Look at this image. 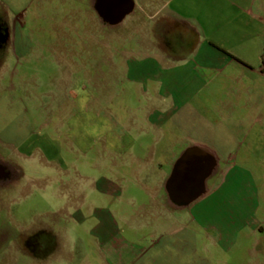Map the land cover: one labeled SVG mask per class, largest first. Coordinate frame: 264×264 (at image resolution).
Here are the masks:
<instances>
[{
  "label": "crops",
  "instance_id": "0c3cea01",
  "mask_svg": "<svg viewBox=\"0 0 264 264\" xmlns=\"http://www.w3.org/2000/svg\"><path fill=\"white\" fill-rule=\"evenodd\" d=\"M35 1L67 10L66 32L104 34L102 48L114 40L118 66L147 95L130 126L141 131L111 139L115 163L97 184L116 203L145 193L146 224L165 226L163 248L152 256L162 264H215L219 254L244 252L248 264H264V0ZM26 16V0H0V72L31 48ZM25 111H17L15 131L0 133V145L20 156L46 143L32 140ZM124 144L146 148L126 154ZM205 155L217 178L203 189L196 182ZM106 213L104 233L114 222ZM202 237L212 250L197 245ZM252 238L255 247L245 248Z\"/></svg>",
  "mask_w": 264,
  "mask_h": 264
},
{
  "label": "rangeland",
  "instance_id": "374dc122",
  "mask_svg": "<svg viewBox=\"0 0 264 264\" xmlns=\"http://www.w3.org/2000/svg\"><path fill=\"white\" fill-rule=\"evenodd\" d=\"M36 3L26 0L30 50L0 72V133L6 126V132L15 131L16 113L26 109L24 116L34 123L32 140L47 144L39 143L25 156L0 145V264H162L152 253L163 248L165 226L146 224L145 193L136 190L131 198L123 194L116 203L97 184L115 163L111 139L141 131L130 126L143 115L147 95L118 66L121 51L114 40L102 48L104 34L66 32L61 23L67 10L53 11L46 1L38 8ZM128 43L126 49L133 45ZM124 146L126 154L146 148ZM56 152L60 160H51ZM204 159L205 172L200 177L198 172L196 182L203 189L217 178L214 173L209 177L214 161L207 155ZM108 211L116 222L106 234ZM31 237L38 240L32 246H42L31 248ZM196 243L201 249L213 248L204 237ZM244 244L253 249L255 238ZM250 259L242 252L233 258L219 254L213 261L248 264Z\"/></svg>",
  "mask_w": 264,
  "mask_h": 264
},
{
  "label": "flooded vegetation",
  "instance_id": "af4514ba",
  "mask_svg": "<svg viewBox=\"0 0 264 264\" xmlns=\"http://www.w3.org/2000/svg\"><path fill=\"white\" fill-rule=\"evenodd\" d=\"M29 239H30V240H29ZM33 240H34V238H33V237H31V238H28V241H29V243H30L29 245L31 246V248H32V247H35V246H36V247H38V246H40V245L42 246V244H40V243H37V242H38V240H37V239H35V240H34V241H36V240H37V242H35V243H34V246H32V242H33ZM30 250L33 252V250H37V248L30 249Z\"/></svg>",
  "mask_w": 264,
  "mask_h": 264
}]
</instances>
